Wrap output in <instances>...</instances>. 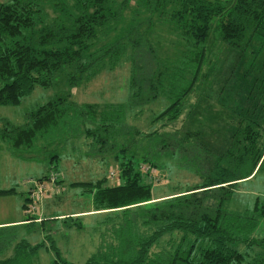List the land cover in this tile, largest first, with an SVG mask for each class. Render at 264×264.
Instances as JSON below:
<instances>
[{"label": "trees", "instance_id": "trees-1", "mask_svg": "<svg viewBox=\"0 0 264 264\" xmlns=\"http://www.w3.org/2000/svg\"><path fill=\"white\" fill-rule=\"evenodd\" d=\"M122 57L126 101L72 97ZM58 81L63 87L22 122L0 117V142L13 154L50 147L37 179L53 170L60 185L59 148L81 141L108 169L107 157L115 158L113 180L106 172L68 182L92 194L110 234L81 264H264V235L254 234L264 194L229 207L243 182L264 174V0H0V104ZM194 91L201 96L192 102ZM158 98L168 103L149 130L128 121ZM184 113V124L166 128ZM177 168L196 179L155 196L153 184ZM80 215L55 218L81 229ZM43 245L54 253L50 264H79L48 233L31 243L16 224L0 226V264H37Z\"/></svg>", "mask_w": 264, "mask_h": 264}, {"label": "rangeland", "instance_id": "rangeland-1", "mask_svg": "<svg viewBox=\"0 0 264 264\" xmlns=\"http://www.w3.org/2000/svg\"><path fill=\"white\" fill-rule=\"evenodd\" d=\"M51 14L53 11L49 8ZM167 36V35H165ZM123 59L113 69H103L88 81L72 88V97L78 101H126L128 97L129 60ZM63 82L58 81L50 86L36 85L31 92L25 95L18 104H0V117L7 118L13 123H20L24 119V112L37 103L46 101L63 87ZM215 82H213V86ZM205 89V87L203 88ZM202 89V90H203ZM201 92H192L190 100L196 101ZM165 98L151 100L129 116L128 121L136 124L141 129L151 128V117L167 105ZM188 120L187 114L181 115L176 121L167 124V129L181 126ZM2 122L0 121V124ZM74 150L71 147L59 148L61 155L60 166L63 168V185L59 184V192L44 194L37 204V212L32 211L36 221L23 223L17 226L19 237H25L31 243L40 242L46 234H50L61 250V255L76 263H83L91 255L99 244L103 234L109 240V232L100 219L102 212L92 210V194L83 191L81 185H69V180L97 178L106 173L110 177V170L115 168L116 161L113 155L107 157L109 164L101 159V154L86 155L87 146L76 140ZM66 146V145H65ZM69 146V145H67ZM69 148V149H68ZM28 153L13 154L8 151L7 145L0 142V188H13L0 193V222L7 220L25 219L28 215L23 203L26 200L29 188L34 180L44 174L49 165L50 147L31 146ZM143 150L139 147V152ZM115 165V166H114ZM154 170V169H153ZM116 171V170H115ZM116 175V174H115ZM196 179L189 170L177 168L175 173L164 178L160 183H154L152 192L155 196L166 194L172 190L175 184H185ZM54 193V194H53ZM257 194H264V174L257 173L251 179L243 182L233 194L229 207L244 209L250 206ZM51 197V198H50ZM48 198V199H46ZM28 202V201H27ZM83 210L80 217L84 226L78 229L69 226L66 221L55 218L50 212L63 213V215L77 214L73 211ZM61 215V216H63ZM59 216V215H57ZM44 221L43 223L40 220ZM32 220V218H31ZM21 223V221L14 223ZM13 223V222H12ZM10 224V223H8ZM257 236L264 235V215L260 218L254 230ZM48 244V241L46 240ZM48 246V245H47ZM37 264H50L54 253L43 245L40 247Z\"/></svg>", "mask_w": 264, "mask_h": 264}, {"label": "built area", "instance_id": "built-area-1", "mask_svg": "<svg viewBox=\"0 0 264 264\" xmlns=\"http://www.w3.org/2000/svg\"><path fill=\"white\" fill-rule=\"evenodd\" d=\"M115 172L113 169L110 170L111 180L114 179ZM61 187L56 183V173L51 170L48 171V177L43 179L34 180L32 186L28 191V202L26 210L28 213L32 211L37 212L39 207L37 204L41 201L44 194L49 195L51 192H59ZM53 193V194H54ZM52 194V193H51ZM33 214V213H32Z\"/></svg>", "mask_w": 264, "mask_h": 264}, {"label": "crops", "instance_id": "crops-1", "mask_svg": "<svg viewBox=\"0 0 264 264\" xmlns=\"http://www.w3.org/2000/svg\"><path fill=\"white\" fill-rule=\"evenodd\" d=\"M9 151V150H8ZM41 176V175H40ZM70 181V180H69ZM68 181V182H69ZM51 198V197H50ZM46 199H48V198H46ZM74 213H77V214H81V213H83L84 211L83 210H76V211H73ZM50 213H52L51 214V216L52 215H59V216H61V215H63V213H55V212H50ZM18 221H21V223L19 222V223H14V222H18ZM13 222V223H12ZM25 222V220L24 219H18V220H7V221H3V222H0V226L2 225V226H4V225H12V224H16L17 226L19 225V224H23ZM8 223H10V224H8Z\"/></svg>", "mask_w": 264, "mask_h": 264}]
</instances>
